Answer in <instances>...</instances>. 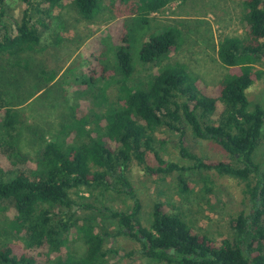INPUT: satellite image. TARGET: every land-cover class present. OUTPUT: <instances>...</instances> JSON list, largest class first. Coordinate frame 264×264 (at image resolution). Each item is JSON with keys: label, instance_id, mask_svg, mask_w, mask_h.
Wrapping results in <instances>:
<instances>
[{"label": "trees", "instance_id": "16d2710c", "mask_svg": "<svg viewBox=\"0 0 264 264\" xmlns=\"http://www.w3.org/2000/svg\"><path fill=\"white\" fill-rule=\"evenodd\" d=\"M21 1L24 9L17 18L7 12V0H0V150L4 151L0 152L10 156L17 150L19 125L26 122L22 108L62 69L49 68L40 46L53 10L68 0ZM187 1L71 0L82 20L93 22L103 8L127 21L123 26L127 33L112 46L113 72L103 66L104 88L83 89L84 94L95 92L94 109L71 107L63 128L44 140L36 161L18 162L12 157L6 165L0 158V215L6 204L13 206L11 232L23 245L17 248L9 241L11 236L0 241V264H109L110 254L118 255L119 249L107 243L120 235L138 240L137 253L153 264H264V164L255 158L264 136V106L251 104L247 95L264 75L257 66L264 59V0H240L245 33L219 41L218 58L227 72L212 90L202 87L200 77L186 64L164 63L184 42L183 21L145 37L155 13ZM137 25L140 33L146 30L139 38L140 62L160 68L132 84L136 63L131 39L138 36ZM93 75L85 80L96 85L100 81ZM112 86L115 89L109 92ZM158 129L178 135L179 141L157 138ZM189 135L193 145L201 140L218 144L231 160L202 158L191 151ZM167 142L178 146L181 157L191 162L165 158L162 150ZM150 152L158 161L153 166L147 163ZM133 161L151 175L176 176L182 193L193 189L190 173L206 175L202 180L207 192L213 191L209 172L242 180L247 205L231 217L230 233L222 239L198 231L181 213L167 211L161 200L154 201L146 224L129 176ZM107 192L128 195L133 206L97 207L98 194ZM92 212L105 214L113 227H102ZM71 234L86 246L79 257L66 251ZM135 253L130 250L126 255Z\"/></svg>", "mask_w": 264, "mask_h": 264}, {"label": "rangeland", "instance_id": "374dc122", "mask_svg": "<svg viewBox=\"0 0 264 264\" xmlns=\"http://www.w3.org/2000/svg\"><path fill=\"white\" fill-rule=\"evenodd\" d=\"M23 9L24 3L21 0H7L6 10L13 13L15 17L19 18ZM97 15L98 17L93 22L82 20L74 10L71 0L53 10L50 27L42 35L40 51L42 52L41 57L47 60L51 70L62 69L52 84L22 108L26 122L19 125L21 136L17 150L13 153L14 155L11 154L13 156H10V153L3 155L0 152V158L6 165L10 164L12 157L18 162H21L22 158L30 159L32 162L36 161L44 140L52 139L59 133L71 115V107L90 110L97 106V101L93 96L95 92L92 91L93 95L92 92L84 94L83 89L89 87V90L98 91L104 88V79L107 78H101L103 66H105V71L113 72L114 67L109 61V56L115 53L112 46L114 47L115 41L122 33H127V28L123 27L127 22L125 19L117 20L103 8ZM177 21H183L181 27L184 32V42L179 50L170 54L164 63L179 61L186 64L193 74L200 77L201 86L212 90L214 84L227 72V68L218 58L219 41L225 36L245 33L243 5L240 0H188L184 3H175L162 12L154 14L145 37L150 33L160 32L165 25ZM135 28H137L135 35L138 36L135 40L131 39L133 40L131 51L136 63L135 80L131 82L132 84L145 81L160 68L147 66L140 62L138 48L141 41L139 38L146 30L140 33L143 30L138 25ZM98 56L101 60L97 59ZM257 66L264 72V59L258 62ZM93 72V78L100 81L96 85L85 80ZM114 89L115 86H112L109 92ZM247 95L251 104L261 103L264 106V75L247 90ZM156 137L178 140V135L172 134L167 129H158ZM188 138L191 151L202 158L231 160L230 155L218 144L209 140H201L193 145L190 135ZM162 153L165 158L181 164L191 162L189 159L182 158L179 154V147L170 142H167ZM255 158L264 164V136ZM157 162L153 153L150 152L147 156V163L153 166ZM209 173L213 180L212 192L204 190L205 183L202 178L206 179V175L195 172L188 174L193 185L192 191L182 193L176 184V176L151 175L140 163L133 161L129 176L142 201V216L146 224L150 222V212L154 201L161 200L167 211L181 213L198 231L207 233L216 239L226 237L230 233L231 217L247 205L244 203L246 197L243 193L245 183L228 175L221 176L217 172ZM98 197L101 199V204L96 201L95 205L99 208H103L104 204L114 208L133 206V201L126 194L107 192L104 195L98 194ZM6 205L7 210L0 215V241L11 236L9 241H13L17 248H22V240L18 234L11 232L10 227L11 219L16 211L12 205ZM94 212L92 215L102 227H113V221L106 218L105 214ZM81 214L89 215V212L82 213L81 211ZM111 239L107 245L118 248L119 253L118 255L110 254L109 264H153L149 259L137 253L140 242L135 238L120 235ZM85 250L86 246L83 241L71 234L66 244L67 253L79 257L85 253ZM130 250H135L136 253L126 255Z\"/></svg>", "mask_w": 264, "mask_h": 264}]
</instances>
